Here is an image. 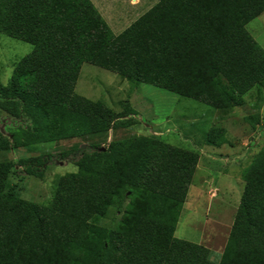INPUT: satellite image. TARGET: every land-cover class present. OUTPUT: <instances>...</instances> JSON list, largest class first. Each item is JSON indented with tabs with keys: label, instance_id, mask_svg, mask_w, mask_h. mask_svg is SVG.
<instances>
[{
	"label": "trees",
	"instance_id": "16d2710c",
	"mask_svg": "<svg viewBox=\"0 0 264 264\" xmlns=\"http://www.w3.org/2000/svg\"><path fill=\"white\" fill-rule=\"evenodd\" d=\"M263 12L264 0H157L116 35L91 0H0V34L33 46L0 83V103L19 124L13 139L0 136V152L103 139L136 123L133 110L75 92L85 63L222 113L244 106L246 94L264 91V49L246 29ZM207 141L222 146L225 131ZM51 157L0 163V264H264V146L244 172L219 261L175 236L197 152L156 136L75 148L59 154L77 171L56 180L48 205L23 199L12 171L42 176Z\"/></svg>",
	"mask_w": 264,
	"mask_h": 264
},
{
	"label": "rangeland",
	"instance_id": "374dc122",
	"mask_svg": "<svg viewBox=\"0 0 264 264\" xmlns=\"http://www.w3.org/2000/svg\"><path fill=\"white\" fill-rule=\"evenodd\" d=\"M104 9L108 18L125 15V24L135 21L146 7L135 10ZM136 1V0H135ZM133 1V2H135ZM123 4L122 1H120ZM108 14V15H107ZM250 35L264 49V12L246 25ZM33 46L0 34V83L8 85L16 64L31 53ZM75 92L93 101H101L117 113H131V126L117 127L101 138L61 140L19 147L0 152V163L20 158L53 156L42 176L12 171L10 180L18 185L20 196L39 205L52 201L56 180L77 171L69 158L59 154L90 146L106 148L113 140L133 136H156L174 147L198 153L199 161L188 188L175 236L210 250L211 258L219 261L224 252L241 204L245 170L264 146V91L253 89L245 95V105L222 113L194 100L180 97L162 88L140 83L133 87L116 73L83 64ZM127 120V119H125ZM18 122L7 106L0 103V136L15 134ZM211 130H224L226 142L209 145ZM15 137V136H14ZM98 144V145H96ZM114 212L104 223L111 226Z\"/></svg>",
	"mask_w": 264,
	"mask_h": 264
},
{
	"label": "crops",
	"instance_id": "0c3cea01",
	"mask_svg": "<svg viewBox=\"0 0 264 264\" xmlns=\"http://www.w3.org/2000/svg\"><path fill=\"white\" fill-rule=\"evenodd\" d=\"M91 1L96 6L98 11L101 13L103 18L106 20V22L110 26L111 30L116 35L122 33L125 29H127L134 22V20H133L128 25H126L124 22L125 21V15H121L117 18H112V17L108 18L107 17L106 14L103 13V10L108 9V8H112V5H113L111 2L112 0H91ZM120 1H122L123 4H121ZM133 1H135V0H118L117 2L115 1L116 6H113V8L115 7V9L126 8L128 10L129 9L135 10L136 8H141L142 6L143 7L147 6V9L149 10L157 3V0H136L135 2H133ZM148 10L143 11V13L141 15L146 13ZM138 18H136L135 21Z\"/></svg>",
	"mask_w": 264,
	"mask_h": 264
}]
</instances>
